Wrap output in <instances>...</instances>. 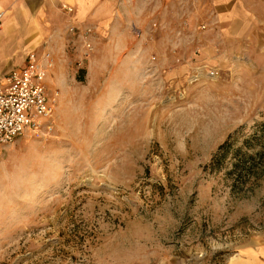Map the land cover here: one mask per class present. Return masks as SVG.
<instances>
[{
	"label": "rangeland",
	"instance_id": "1",
	"mask_svg": "<svg viewBox=\"0 0 264 264\" xmlns=\"http://www.w3.org/2000/svg\"><path fill=\"white\" fill-rule=\"evenodd\" d=\"M207 3L187 0L196 29H92L88 52L67 21L16 29L10 67L50 53L53 115L0 156V264H240L264 243V174L206 166L264 119V0L249 26L232 3L227 36Z\"/></svg>",
	"mask_w": 264,
	"mask_h": 264
},
{
	"label": "crops",
	"instance_id": "2",
	"mask_svg": "<svg viewBox=\"0 0 264 264\" xmlns=\"http://www.w3.org/2000/svg\"><path fill=\"white\" fill-rule=\"evenodd\" d=\"M235 1L207 3L213 13L209 17L211 24L226 36L238 18L232 6ZM242 2V20L249 26L255 17L256 0ZM64 4L71 5L73 12L63 10ZM0 9L5 11L0 28V80L11 69L25 64L27 52L10 67L9 42L16 29H61L66 21L78 29H196L197 25L196 12L187 6V0H0ZM29 52L42 53L35 49ZM241 260L240 264H264V243Z\"/></svg>",
	"mask_w": 264,
	"mask_h": 264
},
{
	"label": "built area",
	"instance_id": "3",
	"mask_svg": "<svg viewBox=\"0 0 264 264\" xmlns=\"http://www.w3.org/2000/svg\"><path fill=\"white\" fill-rule=\"evenodd\" d=\"M62 9L73 12L71 5L64 4ZM5 11L0 9V28ZM71 34H78L83 40L85 52L92 49V28L78 29L74 24L68 25ZM51 66L49 52H29L25 64L11 69L0 80V156L5 147L26 131H37L49 125L53 115L45 84L47 71ZM216 72L210 71L214 76Z\"/></svg>",
	"mask_w": 264,
	"mask_h": 264
},
{
	"label": "trees",
	"instance_id": "4",
	"mask_svg": "<svg viewBox=\"0 0 264 264\" xmlns=\"http://www.w3.org/2000/svg\"><path fill=\"white\" fill-rule=\"evenodd\" d=\"M242 127L229 134L212 154L207 168L227 169L233 186L247 188L251 179L264 174V119L255 122L250 131Z\"/></svg>",
	"mask_w": 264,
	"mask_h": 264
}]
</instances>
